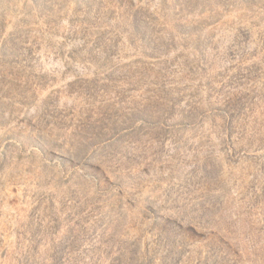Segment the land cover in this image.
<instances>
[{
  "label": "rangeland",
  "instance_id": "1",
  "mask_svg": "<svg viewBox=\"0 0 264 264\" xmlns=\"http://www.w3.org/2000/svg\"><path fill=\"white\" fill-rule=\"evenodd\" d=\"M0 264H264V0H0Z\"/></svg>",
  "mask_w": 264,
  "mask_h": 264
}]
</instances>
